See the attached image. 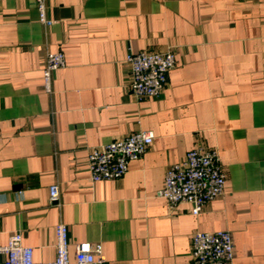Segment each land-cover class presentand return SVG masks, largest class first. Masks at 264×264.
<instances>
[{"label":"crops","instance_id":"obj_1","mask_svg":"<svg viewBox=\"0 0 264 264\" xmlns=\"http://www.w3.org/2000/svg\"><path fill=\"white\" fill-rule=\"evenodd\" d=\"M0 0V246L20 232L36 262L56 226L101 244L104 264H188L197 232L226 230L233 264H264V0ZM175 52L160 96L139 99L126 56ZM66 66L44 88L47 54ZM139 131L154 142L120 179L93 182L88 154ZM216 148L225 193L194 215L157 196L167 169ZM59 196L50 200V188Z\"/></svg>","mask_w":264,"mask_h":264},{"label":"built area","instance_id":"obj_2","mask_svg":"<svg viewBox=\"0 0 264 264\" xmlns=\"http://www.w3.org/2000/svg\"><path fill=\"white\" fill-rule=\"evenodd\" d=\"M39 20L50 27L54 21L48 16V0H36ZM130 68V87L139 99L158 97L167 85L168 73L177 65L172 49L165 52H130L125 59ZM66 66L64 52H50L43 68L44 88L52 91L55 72ZM152 132L139 131L109 144L89 149L88 164L93 182L116 180L129 172L132 161L142 158L154 142ZM227 187V174L216 148H196L185 160L171 165L164 178L163 187L157 192L174 207L180 203L191 205V212L199 215L205 205L222 196ZM59 196L57 185L50 188V200ZM1 221V215H0ZM56 256L52 262H36L34 250L23 243V235L16 232L8 243L0 246V264H71L69 228L56 226ZM235 245L232 234L226 230L197 232L192 237L191 260L188 264H233ZM76 264H104L101 244L82 242L76 245Z\"/></svg>","mask_w":264,"mask_h":264}]
</instances>
